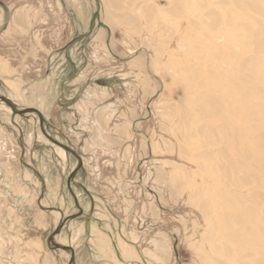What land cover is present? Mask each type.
Segmentation results:
<instances>
[{
    "label": "rangeland",
    "instance_id": "rangeland-1",
    "mask_svg": "<svg viewBox=\"0 0 264 264\" xmlns=\"http://www.w3.org/2000/svg\"><path fill=\"white\" fill-rule=\"evenodd\" d=\"M173 1H15L5 12L14 23L0 29V96L40 111L49 136L83 158L78 206L105 224L121 215L145 264H225L214 226L238 192L184 120L178 69L195 34ZM150 6L161 13L149 20ZM39 128L38 116L0 102V264H58L64 253L48 239L79 213L66 180L77 161ZM61 234L55 241L69 244Z\"/></svg>",
    "mask_w": 264,
    "mask_h": 264
},
{
    "label": "bare ground",
    "instance_id": "bare-ground-1",
    "mask_svg": "<svg viewBox=\"0 0 264 264\" xmlns=\"http://www.w3.org/2000/svg\"><path fill=\"white\" fill-rule=\"evenodd\" d=\"M170 6L195 34L183 45L178 69L191 106L184 120L209 146L203 156H216L238 192L220 202L227 212L214 230L226 242L213 252L225 264H264V0H174ZM144 12L150 20L161 10ZM201 207L209 218V205Z\"/></svg>",
    "mask_w": 264,
    "mask_h": 264
},
{
    "label": "crops",
    "instance_id": "crops-1",
    "mask_svg": "<svg viewBox=\"0 0 264 264\" xmlns=\"http://www.w3.org/2000/svg\"><path fill=\"white\" fill-rule=\"evenodd\" d=\"M15 1L18 0H0V29L5 27L8 29L14 23L13 16L7 21L5 12L9 11L11 13L16 9ZM84 188L86 189L85 193L89 196L90 205L93 206L94 196L88 193L87 187ZM94 201L97 202V198H94ZM82 210L84 212L82 217L71 222L67 230L61 234V237L69 240V244L65 246L71 247L74 251V264H145L141 256V250L135 242L132 241L131 243V235L123 226L121 215L111 214L112 223L105 224L104 221H109L108 218L106 219L102 215V217H96L91 211H88L90 210L88 207L82 206ZM134 219L136 222L139 221L137 217H134ZM63 253L64 255L60 256L63 261L61 260L58 264L69 263L70 254ZM53 254L57 253L54 252Z\"/></svg>",
    "mask_w": 264,
    "mask_h": 264
},
{
    "label": "water",
    "instance_id": "water-1",
    "mask_svg": "<svg viewBox=\"0 0 264 264\" xmlns=\"http://www.w3.org/2000/svg\"><path fill=\"white\" fill-rule=\"evenodd\" d=\"M0 102L1 103H5L12 111V113L14 115H18V116H24V115H30V114H35V116H38L39 118V125H40V130L41 133L43 134V136L48 140V142H50L51 144H53L56 147H59L61 149H63L65 151V154H70L72 155L76 161L77 164L76 166H74L75 168L72 170V172L69 174L68 179L67 180V187L69 189V193L72 194L75 203L79 210V213L73 216H70L68 218L63 219V221L56 227L54 233L49 237L48 239V245L50 249H52L53 251H64V252H69L71 254V257H69V263L68 264H74L75 262V255L73 252V249L68 247V246H63L58 244L55 241V238L61 234V232L63 231L64 227L66 226V223L71 221V220H75L77 218H80L83 215V210L81 209L80 206H78V200H77V196L75 195V193H73V189H72V185L74 182V179L78 176V174L80 173V171H82L84 169V162H83V158L79 155L76 154V151L67 145H64L62 143L57 142L55 139L51 138L49 136V134L46 132L45 128V118L42 116L41 112L36 110V109H25V110H19L17 108V105L14 104L11 100H9L8 98L2 97L0 96ZM84 191H86V189L84 187H82Z\"/></svg>",
    "mask_w": 264,
    "mask_h": 264
}]
</instances>
